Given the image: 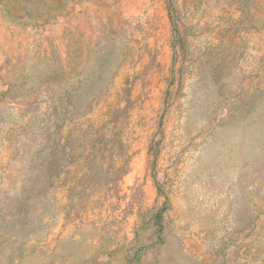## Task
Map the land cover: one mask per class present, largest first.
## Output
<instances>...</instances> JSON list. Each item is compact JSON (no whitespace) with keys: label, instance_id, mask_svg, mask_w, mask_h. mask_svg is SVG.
Returning a JSON list of instances; mask_svg holds the SVG:
<instances>
[{"label":"rangeland","instance_id":"rangeland-1","mask_svg":"<svg viewBox=\"0 0 264 264\" xmlns=\"http://www.w3.org/2000/svg\"><path fill=\"white\" fill-rule=\"evenodd\" d=\"M0 264H264V0H0Z\"/></svg>","mask_w":264,"mask_h":264}]
</instances>
